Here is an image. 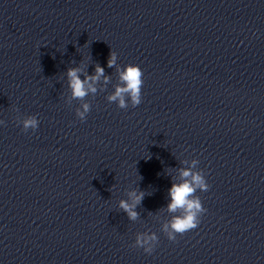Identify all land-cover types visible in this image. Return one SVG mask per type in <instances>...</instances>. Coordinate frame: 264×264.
I'll return each mask as SVG.
<instances>
[{
	"label": "clouds",
	"instance_id": "9594fccd",
	"mask_svg": "<svg viewBox=\"0 0 264 264\" xmlns=\"http://www.w3.org/2000/svg\"><path fill=\"white\" fill-rule=\"evenodd\" d=\"M116 61V54L110 53L108 59V66L113 67ZM79 69H69L67 75L69 77V86L72 89V95L74 98H83L89 91L95 93L96 89L92 83L99 79L104 74V69L97 65L96 75L92 77H86L85 80H81L78 75ZM119 78L121 84L115 89V92L108 97L109 101L118 102L120 108L127 106L125 97L128 96L131 99L132 105L138 106L141 103V89L143 86V71L139 65L128 64L124 67L123 71L119 72ZM107 77L105 81L107 82ZM87 84V87L85 85ZM83 111L77 113L81 120L84 119L85 113L88 111L89 106L83 105ZM39 121L35 117H28L22 121V129L27 132L29 129L35 131L38 128ZM199 163L197 160L192 161L190 168H185L180 171L182 182L173 183L169 189V196L171 198L168 204L169 212H177L181 210L179 215H176L172 220L164 226V231L167 234V238L171 241H175L177 235H183L184 233L197 228L200 223V216L206 212L202 202L198 196L195 195L197 190L207 191L209 184L206 182L203 171H193L196 165ZM190 178V179H188ZM132 197L133 203L129 204L126 201L120 202V208H122L129 216L130 219L137 217V212L134 210L136 204L143 199V193L137 195L135 192L129 194ZM157 237L154 234L151 235H138L135 241V247L143 248L146 253H151L156 245Z\"/></svg>",
	"mask_w": 264,
	"mask_h": 264
}]
</instances>
